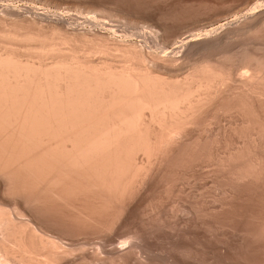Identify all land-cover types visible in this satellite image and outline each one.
Here are the masks:
<instances>
[{
	"label": "bare ground",
	"instance_id": "6f19581e",
	"mask_svg": "<svg viewBox=\"0 0 264 264\" xmlns=\"http://www.w3.org/2000/svg\"><path fill=\"white\" fill-rule=\"evenodd\" d=\"M19 1L25 0H0V22H9L6 18L11 16L27 19L25 12H32L38 16L34 19H50L65 27L62 24L81 17L80 12H51L38 8L35 1ZM90 15L89 20L95 19ZM254 15L249 12L212 28L189 30L176 46L171 38L159 37L156 28L138 31L145 45L110 36L109 29H97L98 24L95 28L91 25L93 33L90 28V32L80 28L78 35V26L74 30L70 23L71 30L68 25L57 28L50 21L61 33L53 36L50 32L51 40L45 35L49 40L38 38L39 45L31 47L27 42L40 32L37 36L29 28L33 37L28 31L18 34L14 28L0 31V264H58L67 260L74 248L81 252L78 245L71 247L73 243L62 245V239L81 237L89 228L97 233L114 231L128 201L148 185L157 164L183 151L181 136L187 128H195L197 121H202L201 114L217 100L239 94L264 98L263 89L257 86L264 87L260 76L264 59L251 56L247 47L227 48L229 41L264 23L263 13ZM77 36L79 42L81 38L91 41L90 46L97 38L104 44L97 39V46L86 50L88 44L81 51L83 42L80 50L76 41L72 43ZM4 38L28 46L19 43L13 47ZM149 39L156 43L150 45L154 41L149 44ZM210 50L217 52L211 55ZM239 59L246 60V67L251 65L253 72L243 73L237 86ZM53 229H57L56 235L51 236Z\"/></svg>",
	"mask_w": 264,
	"mask_h": 264
},
{
	"label": "rangeland",
	"instance_id": "374dc122",
	"mask_svg": "<svg viewBox=\"0 0 264 264\" xmlns=\"http://www.w3.org/2000/svg\"><path fill=\"white\" fill-rule=\"evenodd\" d=\"M25 1L19 2L22 3ZM27 1L29 4H33L35 1L34 4L37 5L38 8H42L41 10H45L44 8H46L47 11L51 12L68 10L72 13L80 12L79 16H85V18L84 16L82 18L80 17V19L77 18L81 22L77 19H72L73 22L76 21L75 23L70 21L74 30L75 27L78 26L76 27V30L77 28L79 29V32L78 30L76 32L77 34L80 33L81 29L90 32L89 28L93 33V29L98 24L97 29L108 28L110 36H115L120 39H133L137 43L139 42V45H145L146 41L138 32L143 28H148V30H154L156 28L154 31H157L156 33L159 37H163V39H168L169 41L171 38L170 42L173 43V45H171L176 46L179 45V37L182 39L183 36L189 35V30H191L190 33H193L196 32L197 29L201 30L200 27L202 29H205L206 26V28H212L219 24L227 23V21L231 22L235 17L243 16L249 12L258 16H262L260 15L262 13L264 14V0H258L261 3L257 0ZM19 2H17V4H20ZM257 3L259 4V6L255 8L257 11L254 9L252 11L251 7H254V5L256 6ZM88 11H90L92 15L94 13V15L91 16L89 13L87 14ZM32 14V12H25L24 17L27 16V19L23 18L25 19L24 21L22 17H19L20 20L18 17L11 16V19H19V21L16 22L14 19L11 20L10 18H6L10 20L9 22L7 20V22H4L6 24L10 23V26H7L9 29L6 27V24L3 25L4 23L0 22V31L4 29V31L7 30L9 32V30L13 31L12 28H14L16 32H19L18 34H27V31L29 32L28 34L31 33L30 35H32L33 32L37 33V36L40 34L41 36L39 35V37L35 38L36 40L34 39V41H36L35 43L31 40L28 42L26 41L28 44L31 43L30 47L35 46L37 40L39 41L40 39L41 41L43 37L45 38L47 36L46 38H49L53 37L55 33L56 35L61 33H58V31L55 30L56 28L52 26L55 25V27L58 28L60 23L57 24L56 22V24H53V20L50 19H47L45 22L46 18L42 20V18L39 17L41 21H43L41 22L42 24H40L37 23L40 19L36 18L37 21L34 19L36 15ZM86 14L95 19L91 18L93 21L91 19L89 20ZM99 14H102V18H100ZM32 18L36 22H34ZM97 18L98 21H96ZM85 19L86 22L84 21ZM20 22L23 23L24 26ZM47 22L50 29H48ZM14 23H16V27ZM70 23L62 24L65 25V27H60L67 28L66 25H68L70 28ZM99 23H101L100 27ZM212 23H214V25H212ZM39 25H41V28L45 27V30L37 27ZM91 25L94 27H92L93 29ZM260 25L256 27L257 29L251 31L252 33L249 32L248 34L246 33L247 35L242 34L237 38H232L234 41L231 39L232 42L230 43L229 41L227 48L231 49L232 47L231 50L233 51L235 49H240V47H247V49H250L252 52L251 56L255 54L257 58L259 56L262 57L260 59H264V23ZM195 26L199 28H195ZM29 28L33 32H31ZM52 28L55 31H53ZM21 30L23 32H21ZM46 31H48L47 34H45ZM38 32L40 33L38 34ZM50 32H52V34ZM115 32L117 35L114 34ZM94 33H98V31L94 30ZM137 33L141 37L136 35ZM184 33H186V35ZM49 34L53 36H48ZM33 37H35V34ZM46 38L44 41L50 39ZM4 39L10 45L13 44V47L14 45L17 47L19 43L20 47L27 44L22 41V45L20 42L21 40H19L18 43V41L13 39L12 41L7 38ZM75 39H73V42L70 41L73 44L76 41L74 45L76 46L78 44L79 46H76L77 48H80V45L84 43V45H81V51H83V46L85 47L84 49H86L89 42H91L85 39L83 40L82 38L79 42V36ZM97 39L94 40L96 45L92 41L93 44L91 43V46H97L98 40L101 41V44H104L102 42L103 40ZM151 41L154 40L149 39V44ZM16 42L17 44H14ZM154 43L156 42L154 41L150 45H154ZM101 44L99 46H102ZM250 44L251 46L249 47ZM37 45H39V42ZM27 46L25 45L23 48ZM91 46L89 44L86 50ZM18 51L21 52L19 49ZM215 51L210 50L208 53L212 55ZM84 54L85 53H83V55ZM88 56L89 55H86V57ZM244 61L245 62H241L239 59L238 62H236V65L240 67H237L238 74L236 75V77L239 76V78H236L237 80L235 79L237 82H235V84L237 86L242 83V79L244 78L242 76L243 73H246V71L248 72L249 69H252L249 71L250 73L253 72L251 65L249 66L247 64L249 68L248 66L246 67V60ZM248 61L249 60H247V63H249ZM188 68L189 66L186 67V69ZM239 72H241L240 75ZM260 76L264 79V70L261 71ZM240 77L243 78L240 79ZM239 80H241V82ZM259 85H257L259 87L257 88L259 90L263 89L261 92L264 93L263 85ZM243 98L245 99V103L243 102ZM247 100L248 102L246 103ZM217 101L215 106L211 107L208 112L201 114L202 117L204 115L205 118H202L200 115L202 121L200 122L198 120L197 122L199 123H197L198 125L195 124L196 126L194 125L195 128L193 126L191 129L187 128V134L183 133V135L186 136H181V139H183L182 142H184L181 145L183 151L173 158L169 157L168 160L164 159L161 165L160 163L157 164L158 167L156 166V170L154 169L155 172L149 178L148 183H146L148 185H145V187L143 186L140 192L135 194L137 196L134 195L136 199L133 198V200H129L130 202L128 201L129 204L126 206L128 210L126 208L124 209L125 212L123 211L121 219L117 223L118 225L116 224L118 227H112L114 231L112 229H107L105 231H98V233L97 231L92 232L93 229L89 228V231H86V233H81L83 234L81 237L80 234H77L78 237L75 235L77 238H75L74 235H69V238L67 235L68 238L65 237L62 239H65L63 241L64 243L62 242V245L64 244L65 247H69L72 243L73 245L76 243V246L72 245L71 247H82L79 244L82 245V243H85L87 248L85 247V249H83L85 244H83L82 249L78 247L79 251H81L79 253H77L78 250L75 251L76 248H74V254L71 252L73 255L70 253L71 257L68 255L69 260L62 259L59 263L264 264V98L258 99L254 96L248 97L239 94V96L232 95L229 99ZM194 145L197 146L195 147ZM103 218L105 217L103 216ZM53 230L55 231L49 232L52 234L51 236L56 235L57 229ZM86 230H88V228ZM115 230L118 231L115 232ZM90 235L92 236L90 237ZM71 237L73 239H71ZM85 239L86 241H90L83 242ZM120 240L124 242H120ZM65 241L69 244L67 245ZM98 242L100 244L98 245L99 248L96 245ZM115 244L120 246H116ZM112 246L114 248H112ZM71 247L70 249H72ZM119 247L121 248L119 249ZM116 248L118 249L116 250ZM120 250L123 253H121ZM82 252L83 255L87 256H83L81 254Z\"/></svg>",
	"mask_w": 264,
	"mask_h": 264
}]
</instances>
